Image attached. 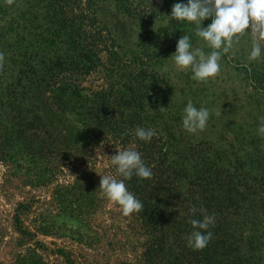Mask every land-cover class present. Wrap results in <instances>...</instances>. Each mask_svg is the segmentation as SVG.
I'll list each match as a JSON object with an SVG mask.
<instances>
[{"label":"trees","instance_id":"trees-1","mask_svg":"<svg viewBox=\"0 0 264 264\" xmlns=\"http://www.w3.org/2000/svg\"><path fill=\"white\" fill-rule=\"evenodd\" d=\"M105 1L137 11L130 0H0V103L24 104L25 116L14 125L18 139L31 152L28 136L46 152L71 138L89 153L105 139L115 149L134 147L152 179L134 173L125 184L142 203L136 212L152 259L169 242L170 264H264V134L244 138L235 151L232 142L193 140L181 127L177 135L174 126L145 122L146 106L164 102L168 92L161 96L157 73L148 74L136 54L123 52L99 17ZM244 74L264 96V72ZM93 77L98 88L86 86ZM138 126L155 135L135 137ZM205 215L214 217L201 230L211 239L196 249L188 245L190 221Z\"/></svg>","mask_w":264,"mask_h":264},{"label":"rangeland","instance_id":"rangeland-1","mask_svg":"<svg viewBox=\"0 0 264 264\" xmlns=\"http://www.w3.org/2000/svg\"><path fill=\"white\" fill-rule=\"evenodd\" d=\"M130 1L137 10L134 14L112 1L100 4L98 12L123 52L136 54L148 74L157 73L164 85L163 91L157 87L161 96H165L164 90L168 92L164 102L146 106L145 122L152 127V122L174 126L177 135L181 127L193 140L232 142L235 151L244 138L261 135L257 130L264 123V96L252 88L244 70L264 72V40L259 41L261 56L251 60L250 30L236 34L229 51L221 53L220 71L207 80H195L190 67L177 69L168 58L175 52L177 40L187 33L194 47L206 54L212 49L196 35L194 23L165 15L177 0ZM210 22L209 18L204 25ZM99 82L93 77L86 86L98 88ZM189 100L210 113L206 127L196 133L182 126ZM10 102L4 99L0 103V143L4 145L0 153V264H170L166 260L174 254L172 243L166 242L160 257L152 259L149 233L139 214L124 215L121 206L98 188L99 175L122 178L111 163L114 142L105 139L89 153L75 145V138L70 142L61 139L63 145L58 139L59 149L46 152L35 137L28 136L31 152L14 127L22 121L26 108Z\"/></svg>","mask_w":264,"mask_h":264},{"label":"clouds","instance_id":"clouds-1","mask_svg":"<svg viewBox=\"0 0 264 264\" xmlns=\"http://www.w3.org/2000/svg\"><path fill=\"white\" fill-rule=\"evenodd\" d=\"M165 15L176 21L194 23L196 35L212 49L206 54L202 48L194 47L187 33L177 40L176 50L168 58L173 59L177 69L190 67L195 80L214 77L220 71L218 61L221 53H227L232 47L233 37L246 29L250 30L253 37L249 59L255 60L261 56L259 41L264 40V0H177L172 5L170 14ZM209 18L211 22L205 26L204 21ZM183 113L182 126L189 133L203 130L210 116L207 108H197L191 100ZM257 131L258 134H264V123L260 124ZM154 135V130L150 128L138 126L134 131L135 137L145 141ZM111 163L116 166V172L123 179L97 173L100 177L98 188L111 201L121 206L124 215L139 211L142 203L128 191L125 180L130 179L134 173L141 178H148L152 175L151 169L144 164L141 154L134 147L115 149V154L111 155ZM213 220V216L205 215L202 220L190 221L194 231L188 238L189 246L196 249L206 247L212 234L201 230L207 229Z\"/></svg>","mask_w":264,"mask_h":264}]
</instances>
